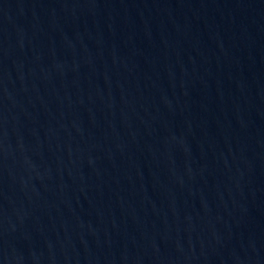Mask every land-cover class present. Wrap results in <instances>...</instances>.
<instances>
[{
    "label": "water",
    "instance_id": "water-1",
    "mask_svg": "<svg viewBox=\"0 0 264 264\" xmlns=\"http://www.w3.org/2000/svg\"><path fill=\"white\" fill-rule=\"evenodd\" d=\"M0 264H264V0H0Z\"/></svg>",
    "mask_w": 264,
    "mask_h": 264
}]
</instances>
